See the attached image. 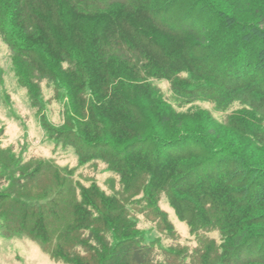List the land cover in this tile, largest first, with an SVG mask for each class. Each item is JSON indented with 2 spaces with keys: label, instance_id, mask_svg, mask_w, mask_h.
Here are the masks:
<instances>
[{
  "label": "trees",
  "instance_id": "1",
  "mask_svg": "<svg viewBox=\"0 0 264 264\" xmlns=\"http://www.w3.org/2000/svg\"><path fill=\"white\" fill-rule=\"evenodd\" d=\"M0 36L46 139L78 158L22 169L0 193V236L46 249L68 201L51 252L67 264H264V0H0ZM44 83L60 125L44 115ZM88 164L111 173L112 193L74 179ZM47 167L56 186L23 192ZM162 195L193 250L156 235L176 233Z\"/></svg>",
  "mask_w": 264,
  "mask_h": 264
},
{
  "label": "rangeland",
  "instance_id": "2",
  "mask_svg": "<svg viewBox=\"0 0 264 264\" xmlns=\"http://www.w3.org/2000/svg\"><path fill=\"white\" fill-rule=\"evenodd\" d=\"M0 71H2L0 82V171L5 173L7 184L0 193H10L14 185L19 188L20 184L16 179L21 175L22 169L31 171L40 160L54 162L56 166L73 169L78 166V158L72 149H65L56 146L48 141L47 134L41 122L42 114L32 105L28 91L22 87L12 68L11 50L3 42L0 36ZM157 85L166 95H170V85L167 81L156 80ZM44 95L49 100L45 114L49 121L60 125L63 121V107L54 99V90L44 83ZM204 108H212L211 104H201ZM217 117L220 115L215 113ZM25 166L26 168H22ZM29 166V167H28ZM104 165L97 169L93 165H86L76 168L74 179L80 180L86 185L90 179L95 178L97 182L108 193H112L110 172L103 171ZM41 181L29 185L23 192L33 196L43 195L45 191L56 186L52 169L47 167ZM119 187L118 184L115 185ZM19 195L22 192L18 193ZM68 196L65 195V199ZM68 202V201H67ZM67 202H61L55 217L49 222V233L51 242H47L46 249L37 241L29 238H4L0 236V264H67L60 259L51 256L55 248V242L59 240V231L64 229L65 221L69 218L70 209ZM161 208L168 213V217L174 225L176 233L173 235L162 229L155 231L161 238L162 244L169 246H186L193 250L198 245V240L191 234L190 227L186 222L181 221L175 210L170 206L167 197L162 195L160 200ZM140 227H153L151 221L140 215ZM154 219V217H152ZM210 237L219 241L218 232L209 234ZM53 241V242H52ZM65 239L63 244H65ZM67 244V243H66Z\"/></svg>",
  "mask_w": 264,
  "mask_h": 264
}]
</instances>
